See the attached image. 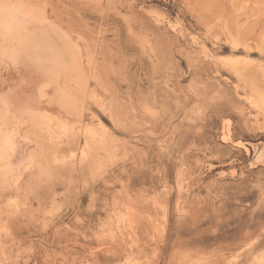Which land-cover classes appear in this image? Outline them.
Wrapping results in <instances>:
<instances>
[{
  "label": "rangeland",
  "instance_id": "374dc122",
  "mask_svg": "<svg viewBox=\"0 0 264 264\" xmlns=\"http://www.w3.org/2000/svg\"><path fill=\"white\" fill-rule=\"evenodd\" d=\"M0 6L66 31L85 117L0 163V264H264V0ZM4 32L0 99L29 108L33 46Z\"/></svg>",
  "mask_w": 264,
  "mask_h": 264
},
{
  "label": "bare ground",
  "instance_id": "6f19581e",
  "mask_svg": "<svg viewBox=\"0 0 264 264\" xmlns=\"http://www.w3.org/2000/svg\"><path fill=\"white\" fill-rule=\"evenodd\" d=\"M22 5H24V4H22ZM2 7H3L2 11L0 10L1 11L0 22L2 21L3 24L7 27H5L6 32H4L3 31L4 29H3L2 32H0V34H3V32H4L5 35H8V37L7 36L6 37L9 38V42L11 44L14 43V44L20 45V48L18 47L19 50H21V46H25V45L27 47L33 46V49H31L32 54H31V56H28L30 59V61H28V62L30 64L38 65V67H37L38 69L36 68L35 71L33 70V72L35 73L34 74L35 76L33 79H31V84L29 87V90L31 92H34V96H37L36 102H34L31 105V107H29V108L20 107L19 109H15L12 105H10L14 101L11 102L10 104L8 103V101L12 100V99H9L8 101L5 100V98H4V101H3V98H2V101L0 99V163H5V164H8L10 166L14 165V164H18L19 160L23 158L24 151H25L26 156H28V155L31 156V158H28L30 160V161L29 160L28 161L31 162L30 167H37L36 161H38V159H39L38 154L36 155L35 152L28 153V150L30 148L32 149V147H34V146H37L36 144L38 142H44L45 140L53 141V139L55 138V135H57L56 134L57 133L56 128L58 126L60 127V125H61L59 120L61 121V119H62L65 122H68V124L71 122L73 124L75 122H78L80 120V117L84 113V112L80 111V105H79L81 103L83 97H81V96L79 97V94L77 91L78 88L76 90L71 88L72 84L70 82V78L72 76H71V71L69 70L68 64H67L68 52L66 51V48L64 47L65 43H68V41H69V38L67 37L69 35L66 34V31L64 29H62V26L58 27L55 23H53L51 21V19L48 18L49 15L44 16L41 13V15L39 16L40 13L39 14L36 13L38 15L37 17H35L36 14L26 16L25 15L26 13H23V11H22V14L26 16V18H25L23 16L21 17V15H18V13H17L18 9H15L16 10V12H15V10H13L11 7H8V6H5V7L2 6ZM29 8L26 7L25 10H28ZM34 10H32V11H34ZM36 11H38V9ZM33 13H35V12H33ZM2 28H4V27H2ZM54 28L59 29V30L55 31ZM1 29H0V31H1ZM31 29H33L32 30L33 33H30ZM4 43H6V42H4ZM73 43H77V42L73 41ZM9 45H8V47H9ZM3 47H4V45H3ZM13 47H12V49H13ZM18 48L16 49L17 51H18ZM12 49H11V51H9L10 49H8L9 53H11L14 50V49L13 50ZM76 50H78V49H76ZM6 52H7V50H6ZM20 52H22V54H23V51H19V53ZM24 52H25V50H24ZM18 54L16 56L20 55V54L19 55ZM26 58H27V55H26ZM77 60H79V59H77ZM80 69H81V67H80ZM72 70H73V68H72ZM91 90H93V89H91ZM80 91L81 92H79V93H82V90H80ZM89 91L90 90H88V92ZM14 104H20V103L17 101ZM83 109H84V107H83ZM52 114L53 115L57 114V117L53 118ZM84 116H86V115H84ZM81 119H85V117L84 118L81 117ZM81 123L83 124V122H81ZM84 123H85V121H84ZM76 124H78V123H76ZM79 126H80V124H79ZM79 126H76V127H79ZM71 128H73V127H71ZM65 129H64V131H65ZM61 130H63V129H61ZM81 130L83 131L84 129L81 128ZM95 131H97V130H95ZM74 132L75 131H73V134H74ZM67 133H68V131H67ZM97 134H99V133L97 132ZM74 135H71V136H74ZM68 136H69V134H68ZM86 136H87V134H86ZM39 137H41V138H39ZM63 138H65V137H63ZM63 138L61 139L60 137H58V142L61 145L60 150L63 151L65 149L72 148L73 142H71V140H69V139H63ZM78 138H81V137H78ZM79 143H80V140L74 141L75 145H77ZM41 148L42 147L40 146V150H41ZM26 165H27V163H26ZM15 167H17V165ZM27 167H28V165H27ZM30 167H28V168H30ZM30 170H31V168H30Z\"/></svg>",
  "mask_w": 264,
  "mask_h": 264
}]
</instances>
